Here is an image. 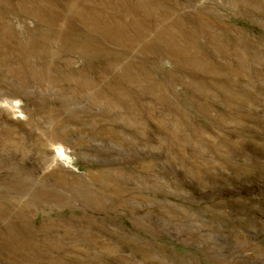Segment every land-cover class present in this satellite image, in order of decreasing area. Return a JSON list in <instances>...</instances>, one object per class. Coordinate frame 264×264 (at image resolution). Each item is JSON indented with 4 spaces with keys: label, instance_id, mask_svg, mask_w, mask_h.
Instances as JSON below:
<instances>
[{
    "label": "rangeland",
    "instance_id": "rangeland-1",
    "mask_svg": "<svg viewBox=\"0 0 264 264\" xmlns=\"http://www.w3.org/2000/svg\"><path fill=\"white\" fill-rule=\"evenodd\" d=\"M73 1L0 0V264H264V0Z\"/></svg>",
    "mask_w": 264,
    "mask_h": 264
},
{
    "label": "bare ground",
    "instance_id": "bare-ground-1",
    "mask_svg": "<svg viewBox=\"0 0 264 264\" xmlns=\"http://www.w3.org/2000/svg\"><path fill=\"white\" fill-rule=\"evenodd\" d=\"M79 5H82V0H74L73 1V3H71L70 4V6H71V8L74 10V11H76V9H77V7ZM29 6V5H28ZM75 6V7H74ZM30 9V8H29ZM24 10V9H23ZM70 11V10H69ZM32 13V12H31ZM77 14H78V12H77ZM82 15H79V22H82V23H87V21H88V18H87V16L85 17V16H83V17H81ZM30 17V16H29ZM33 18V17H32ZM37 21V20H36ZM102 23V22H101ZM39 26V25H38ZM63 26V25H62ZM62 28V27H61ZM4 29V28H3ZM58 29V28H57ZM60 29V28H59ZM64 30V29H63ZM57 34H58V36H59V32H57ZM44 38V37H43ZM53 41V40H52ZM60 42V41H59ZM52 44V43H51ZM156 44V43H155ZM50 45V44H49ZM58 45V44H57ZM155 47V46H154ZM90 48V47H89ZM54 50V49H53ZM46 51V50H45ZM84 51H85V48L83 47V46H79V47H74V46H70L69 48H68V52L69 53H72V54H78L81 58H82V55H84ZM51 54V53H50ZM22 57V56H21ZM32 58V57H31ZM83 59V58H82ZM197 60V59H196ZM46 61V60H45ZM198 61V60H197ZM199 62V61H198ZM22 66V65H21ZM24 71V70H23ZM26 73V72H25ZM76 80H75V82H78L79 83V81H80V83L78 84V86H77V88L79 89V90H83V89H85L87 86H89L91 83H89V81L88 82H86V81H84V79H85V74H84V72H82L81 70H77V74H76ZM72 79V78H71ZM74 79V78H73ZM69 81V80H68ZM91 81V80H90ZM125 81V80H124ZM72 82V81H71ZM128 82V81H127ZM117 84V87L119 88L118 90H123L124 89V86L122 85V84H118V83H116ZM143 84V83H142ZM156 84V83H155ZM108 86V85H107ZM132 86V85H131ZM140 86V85H139ZM111 88V87H110ZM149 88V87H148ZM160 88V87H159ZM113 90H114V88H112ZM110 90V89H109ZM117 90V91H118ZM115 91V90H114ZM106 94H108V95H110L111 97H108L107 96V98L109 99V98H111L116 104H118V105H121V106H125V101H127V99L129 98L125 93H120V94H114V93H112V95L114 94V97L111 95V94H109V93H106ZM148 94V93H147ZM106 98V99H107ZM161 98V97H160ZM127 105V104H126ZM131 105V104H130ZM135 106V105H134ZM14 108V107H13ZM62 152V151H61ZM54 153H55V151H54ZM64 153V152H63ZM56 154V153H55ZM61 154V153H60ZM63 155V154H62ZM60 156V155H59Z\"/></svg>",
    "mask_w": 264,
    "mask_h": 264
}]
</instances>
